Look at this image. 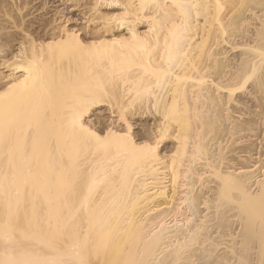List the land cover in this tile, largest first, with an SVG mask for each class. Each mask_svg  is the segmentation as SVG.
I'll use <instances>...</instances> for the list:
<instances>
[{
    "label": "bare ground",
    "instance_id": "obj_1",
    "mask_svg": "<svg viewBox=\"0 0 264 264\" xmlns=\"http://www.w3.org/2000/svg\"><path fill=\"white\" fill-rule=\"evenodd\" d=\"M27 3L0 0V264H264V0Z\"/></svg>",
    "mask_w": 264,
    "mask_h": 264
},
{
    "label": "rangeland",
    "instance_id": "obj_2",
    "mask_svg": "<svg viewBox=\"0 0 264 264\" xmlns=\"http://www.w3.org/2000/svg\"><path fill=\"white\" fill-rule=\"evenodd\" d=\"M22 1H27L28 3H27V5H28V7L26 8V9H24V11L25 10H27V11H29V12H33V14H39V15H42V16H44V17H49V16H51L55 11H59L60 13H57L56 15H55V17L57 16L58 17V19H64V20H67L68 21V24H70V25H77V24H80L82 21H83V18H84V12H85V10H86V1L87 0H79L78 2H74V1H71V0H22ZM86 17V16H85ZM237 48V49H236ZM235 49H234V52H236V51H239V49H238V47H236ZM239 48H241V47H239ZM251 80V81H250ZM249 81V82H248ZM247 81V83H246V86H244L242 89H238L239 91H237V93L239 92L240 93V95L241 96H243L244 97V93L245 92H247L248 91V89L250 88V86L249 85H251V84H249L250 82H252V79H249ZM248 87V88H247ZM246 89V90H245ZM246 99V98H245ZM263 100H264V98H263ZM245 101H247V100H245ZM261 103H263V102H261ZM264 104V103H263ZM262 106V105H261ZM260 106V107H261ZM103 107L105 108V110H104V112H102L103 114H105V116L106 115H109V110L108 109H106V105L104 106L103 105ZM252 108L254 107V105L253 106H251ZM255 108V107H254ZM263 108L264 107H262V108H258L259 109V111H257L256 109H251V110H253L252 112H254V111H257V113H264L263 111ZM261 109H262V111H261ZM247 109H244V111H242V112H244V116L242 115V117L243 118H248L249 116L248 115H251L252 117H253V113L251 114L250 112H249V110H247ZM250 110V111H251ZM106 111V112H105ZM147 111V114H145V117H143V118H140V116L139 115H135L134 116V118H135V122L134 123H136V124H134L133 125V129L136 131L138 128H139V123H151L152 124V122L154 121V119H156V114H154V112L152 111V109L150 108V110H146ZM108 113V114H107ZM246 113V114H245ZM249 113V114H248ZM257 113H256V115H254V116H256L254 119L256 120V119H259L260 120V117H264V116H261V114H259L260 115V117L259 118H257L258 116H257ZM248 114V115H247ZM255 114V113H254ZM263 115V114H262ZM139 116V117H138ZM248 119H250V118H248ZM254 119H252L251 118V120H254ZM263 119V118H262ZM259 120H256V121H254L255 123L257 122V126H254V124H252V126H253V131H252V133L251 134H249V135H251V136H249L248 135V133H250L249 131L247 132V137H246V135H244V138H246L245 139V141H247L246 143H248V144H251L252 143V140H254L253 142L254 143H252L253 144V148H254V144H255V140H256V138H259L260 139V141H259V139H257L258 141H256L257 142V144H258V142H260L261 143V141H262V139H264V128H263V125H262V123H263V121H264V119L262 120V123H260V125H259V123H258V121ZM261 127V125H262V128H263V130L261 131V129L259 130V126ZM257 127H259L258 128V130L257 131H255L256 129H257ZM261 131V132H260ZM253 132H257V133H253ZM252 134H254V135H252ZM254 136H255V139H252L251 137H253L254 138ZM261 136H263V138L261 137ZM250 137V138H249ZM242 138H243V136H242ZM251 140V142H250V140ZM241 140V139H240ZM242 140H244V139H242ZM244 141V142H245ZM250 142V143H249ZM173 140L171 139V138H169V139H167L166 141H164V142H162V144H161V147L163 148V147H165V149H169V148H171L172 146H173ZM239 143V142H238ZM259 143V146L261 147V145H262V143H264L263 141H262V143L260 144ZM256 144V146H258ZM164 145V146H163ZM236 145V144H235ZM239 145H241L240 143H239ZM264 145V144H263ZM262 145V146H263ZM237 146V145H236ZM255 146V148L254 149H257V147ZM237 147H239V146H237ZM252 147V146H251ZM259 147V149H261ZM252 148V149H253ZM237 150H239V149H237ZM263 151V148L261 149V153H263L262 152Z\"/></svg>",
    "mask_w": 264,
    "mask_h": 264
}]
</instances>
